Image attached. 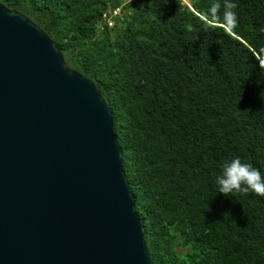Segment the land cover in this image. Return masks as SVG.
<instances>
[{"label":"trees","instance_id":"obj_1","mask_svg":"<svg viewBox=\"0 0 264 264\" xmlns=\"http://www.w3.org/2000/svg\"><path fill=\"white\" fill-rule=\"evenodd\" d=\"M0 2L112 109L153 264H264V197L216 183L236 157L264 175V0H234L231 32L207 15L214 0Z\"/></svg>","mask_w":264,"mask_h":264},{"label":"water","instance_id":"obj_2","mask_svg":"<svg viewBox=\"0 0 264 264\" xmlns=\"http://www.w3.org/2000/svg\"><path fill=\"white\" fill-rule=\"evenodd\" d=\"M112 109L0 2V264H153Z\"/></svg>","mask_w":264,"mask_h":264},{"label":"clouds","instance_id":"obj_3","mask_svg":"<svg viewBox=\"0 0 264 264\" xmlns=\"http://www.w3.org/2000/svg\"><path fill=\"white\" fill-rule=\"evenodd\" d=\"M237 4L234 0H214L207 15L213 19H222L227 31H234L238 27ZM218 191L224 196L234 193H254L264 197V175L251 163L242 162L239 157L225 161L222 172L216 178Z\"/></svg>","mask_w":264,"mask_h":264},{"label":"built area","instance_id":"obj_4","mask_svg":"<svg viewBox=\"0 0 264 264\" xmlns=\"http://www.w3.org/2000/svg\"><path fill=\"white\" fill-rule=\"evenodd\" d=\"M117 13H118V8L112 11V14H114V15L117 14ZM109 24L111 25L112 22H109Z\"/></svg>","mask_w":264,"mask_h":264},{"label":"rangeland","instance_id":"obj_5","mask_svg":"<svg viewBox=\"0 0 264 264\" xmlns=\"http://www.w3.org/2000/svg\"><path fill=\"white\" fill-rule=\"evenodd\" d=\"M185 3H188V0H183Z\"/></svg>","mask_w":264,"mask_h":264}]
</instances>
